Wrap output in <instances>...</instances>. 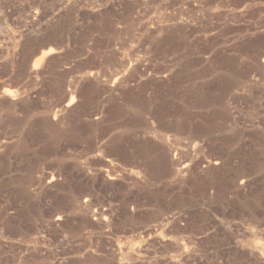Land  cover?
<instances>
[{"label":"rangeland","instance_id":"1","mask_svg":"<svg viewBox=\"0 0 264 264\" xmlns=\"http://www.w3.org/2000/svg\"><path fill=\"white\" fill-rule=\"evenodd\" d=\"M0 264H264V0H0Z\"/></svg>","mask_w":264,"mask_h":264}]
</instances>
